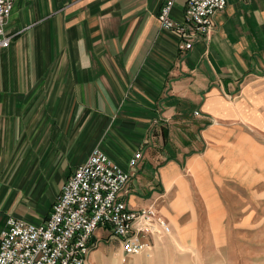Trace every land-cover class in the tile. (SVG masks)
I'll use <instances>...</instances> for the list:
<instances>
[{"label": "crops", "instance_id": "0c3cea01", "mask_svg": "<svg viewBox=\"0 0 264 264\" xmlns=\"http://www.w3.org/2000/svg\"><path fill=\"white\" fill-rule=\"evenodd\" d=\"M165 1L15 0L0 49V234L10 216L41 224L96 148L124 170L144 150L123 198L171 212L182 165L196 170L218 141L214 120L234 117L227 99L264 78V0H226L214 32L187 51L160 26ZM108 238L101 229L94 241Z\"/></svg>", "mask_w": 264, "mask_h": 264}, {"label": "rangeland", "instance_id": "374dc122", "mask_svg": "<svg viewBox=\"0 0 264 264\" xmlns=\"http://www.w3.org/2000/svg\"><path fill=\"white\" fill-rule=\"evenodd\" d=\"M245 89L234 102L225 97V106L235 103L234 117L214 120L218 141L199 150L196 170L182 165L175 205L170 213L162 211L172 232L155 236L152 256L124 263L121 244L108 238L89 264L108 254L114 264H264V78Z\"/></svg>", "mask_w": 264, "mask_h": 264}, {"label": "built area", "instance_id": "2783aa9c", "mask_svg": "<svg viewBox=\"0 0 264 264\" xmlns=\"http://www.w3.org/2000/svg\"><path fill=\"white\" fill-rule=\"evenodd\" d=\"M175 3L165 1L158 21L162 29L177 34L181 51L209 37L216 14L226 6V0H188L179 23L172 18ZM14 5L15 0H0V49L11 45L6 26ZM143 161L144 150L137 151L129 159V170H124L104 151L94 149L69 176L41 224L9 217L0 234V264H88L98 246L94 236L101 229L121 244L124 263L133 256L151 257V237L168 236L172 228L156 207L134 210L123 198Z\"/></svg>", "mask_w": 264, "mask_h": 264}, {"label": "trees", "instance_id": "16d2710c", "mask_svg": "<svg viewBox=\"0 0 264 264\" xmlns=\"http://www.w3.org/2000/svg\"><path fill=\"white\" fill-rule=\"evenodd\" d=\"M165 132H166V135H167V131L165 130Z\"/></svg>", "mask_w": 264, "mask_h": 264}]
</instances>
